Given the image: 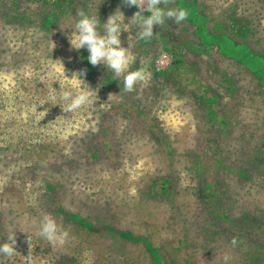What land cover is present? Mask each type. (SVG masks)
Segmentation results:
<instances>
[{
	"label": "rangeland",
	"instance_id": "1",
	"mask_svg": "<svg viewBox=\"0 0 264 264\" xmlns=\"http://www.w3.org/2000/svg\"><path fill=\"white\" fill-rule=\"evenodd\" d=\"M86 1L0 0V243L24 255L0 264H264V0H175L182 23L123 31L151 73L130 92L65 27L138 9ZM45 213L63 245L36 235Z\"/></svg>",
	"mask_w": 264,
	"mask_h": 264
},
{
	"label": "clouds",
	"instance_id": "2",
	"mask_svg": "<svg viewBox=\"0 0 264 264\" xmlns=\"http://www.w3.org/2000/svg\"><path fill=\"white\" fill-rule=\"evenodd\" d=\"M175 0H123L129 7L135 6L138 11L130 18L128 23H124L123 12L117 8L110 14L106 21H103V31H101V19L99 15L90 14L84 10L77 11L74 21L65 28L71 29L69 44L72 49H87L89 63L93 66L103 65L111 70L119 78L123 76L125 91H132L138 82L150 79L151 73L145 68L139 67L130 70L135 63L136 57L130 49V45L122 47L121 33L128 30L132 25L140 30L136 37L142 40L151 39L154 32V25L163 26L167 19L180 24L188 18L189 11L182 6L169 7ZM146 13V15H145ZM64 29V28H63ZM55 46V43L53 42ZM81 76L84 73H81ZM90 92L80 90L77 92L64 91L62 99L67 101L63 110H74L89 102ZM27 234V233H26ZM36 235L47 241L51 246L63 245L69 237V229L58 223L56 218L45 213L39 220V228ZM7 242L0 243V255L12 258L17 255L24 256L16 250V234L8 235ZM29 249L34 248L32 241L28 237ZM232 245H236L235 238ZM229 257L225 255L224 259Z\"/></svg>",
	"mask_w": 264,
	"mask_h": 264
},
{
	"label": "crops",
	"instance_id": "3",
	"mask_svg": "<svg viewBox=\"0 0 264 264\" xmlns=\"http://www.w3.org/2000/svg\"><path fill=\"white\" fill-rule=\"evenodd\" d=\"M63 1H65V4H73L75 5V7L77 5L85 4L88 2L86 0L85 1L84 0H63ZM103 2H105L108 5H117L120 3L121 5L124 6L123 0H98L97 1V3H103ZM253 60L255 61H252L248 69L251 71V74L255 76V81L257 85H259L261 87V90L264 91V60L258 57H253ZM253 64H257L259 66V69H258V66L253 67Z\"/></svg>",
	"mask_w": 264,
	"mask_h": 264
}]
</instances>
